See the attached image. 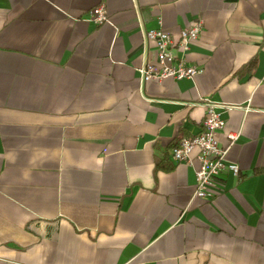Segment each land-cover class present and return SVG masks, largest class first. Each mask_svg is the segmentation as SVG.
<instances>
[{
  "label": "crops",
  "instance_id": "obj_1",
  "mask_svg": "<svg viewBox=\"0 0 264 264\" xmlns=\"http://www.w3.org/2000/svg\"><path fill=\"white\" fill-rule=\"evenodd\" d=\"M199 21L203 73L142 83L141 29ZM263 78L264 0H0V264H264ZM207 101L240 175L203 200Z\"/></svg>",
  "mask_w": 264,
  "mask_h": 264
},
{
  "label": "built area",
  "instance_id": "obj_2",
  "mask_svg": "<svg viewBox=\"0 0 264 264\" xmlns=\"http://www.w3.org/2000/svg\"><path fill=\"white\" fill-rule=\"evenodd\" d=\"M107 12L103 6L96 7L89 12L88 20L95 25L109 24ZM141 31L147 55H152V58L146 60L139 68L142 83L162 82L170 78L191 79L203 73L202 67L191 65L187 60L190 44L196 41L203 31L202 21L190 24L178 37L163 28H142ZM204 106L206 113L202 132L181 140L172 150V157L177 163L189 165H193L194 160H197L199 167L195 171L194 198L210 200L223 189L219 182L224 176L240 175L239 166L227 160L229 149L238 136L229 134L227 138L230 145L223 147L218 136L224 132L227 122L222 119L221 111L231 107L212 101H207Z\"/></svg>",
  "mask_w": 264,
  "mask_h": 264
}]
</instances>
